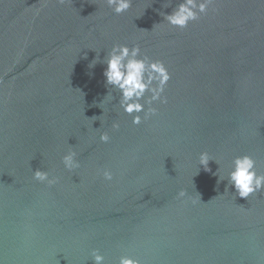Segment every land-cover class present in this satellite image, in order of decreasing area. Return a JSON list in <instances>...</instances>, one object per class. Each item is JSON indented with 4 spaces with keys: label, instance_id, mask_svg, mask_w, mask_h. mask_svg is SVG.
Returning <instances> with one entry per match:
<instances>
[{
    "label": "water",
    "instance_id": "95a60500",
    "mask_svg": "<svg viewBox=\"0 0 264 264\" xmlns=\"http://www.w3.org/2000/svg\"><path fill=\"white\" fill-rule=\"evenodd\" d=\"M179 2L0 0V264H264V189L228 182L237 156L264 173V0H212L182 29L159 14ZM115 44L169 73L140 113L89 66Z\"/></svg>",
    "mask_w": 264,
    "mask_h": 264
},
{
    "label": "clouds",
    "instance_id": "9594fccd",
    "mask_svg": "<svg viewBox=\"0 0 264 264\" xmlns=\"http://www.w3.org/2000/svg\"><path fill=\"white\" fill-rule=\"evenodd\" d=\"M108 6L116 13L121 14L127 12L132 5V0H106ZM171 2V0H170ZM212 0H180L176 7L170 13H159L163 20L173 27L185 28L190 21H196L201 14H206ZM100 62L106 67L103 69L105 77V85L111 86L120 93V107L129 115L144 111V105L140 102L146 92H151L148 103L161 98L164 85L170 76L164 64L160 61H152L147 56H141V49L138 45L131 48L125 44H115L101 60L100 55L89 64L94 67ZM109 93L104 96H108ZM103 103L101 100L98 104ZM101 108V107H100ZM103 109V108H102ZM104 111V110H103ZM154 113L155 109H149ZM147 115V113H146ZM140 116L133 117V123H140ZM114 128H118V124H113ZM101 141L107 142L109 136L102 133ZM65 168L71 170L79 167V161L76 159V153L69 151L62 157ZM210 159L206 152L200 154L199 163L206 171H210L208 167ZM104 178L110 180L111 172L105 170ZM34 178L41 182L49 184L55 183V178H49V174L45 171L37 169L34 171ZM223 181L220 177L217 182ZM228 182L234 187L235 192L241 198H247L249 194L264 189V173H257L256 161L250 155L237 156L232 161V169L228 174ZM184 196V190L178 193ZM95 264H102L103 257L94 252ZM120 264H137L131 258L122 257Z\"/></svg>",
    "mask_w": 264,
    "mask_h": 264
}]
</instances>
